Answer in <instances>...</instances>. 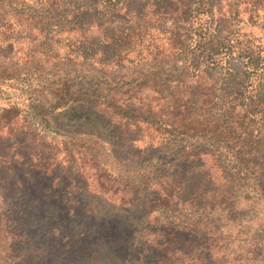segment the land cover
<instances>
[{"label": "rangeland", "instance_id": "obj_1", "mask_svg": "<svg viewBox=\"0 0 264 264\" xmlns=\"http://www.w3.org/2000/svg\"><path fill=\"white\" fill-rule=\"evenodd\" d=\"M25 1L42 3L55 11L47 14L51 16L47 20L57 25L60 21L67 31L51 33V39L39 47L46 40L39 30L30 28L31 23L24 17L4 20L9 25L5 34L13 44L0 56V71L10 75L1 79L0 86V264H139L132 252H121L109 262L99 259L100 249L105 247L102 241L96 242L89 262L83 258L81 246H70L72 250L62 255L68 250L62 246L76 241V226L67 223L66 218L64 223H28V215L21 216L19 212L18 233L24 230L29 234L21 241L13 238L8 231L10 224L3 220L7 209L13 213L33 211L39 217L42 210L53 207L73 209L80 215L87 211L92 222L113 214V220L125 225L126 233L134 230V235L147 243L156 238L161 227L158 223H176L194 231L198 235L195 241L205 236L204 245L208 243L210 247L208 263L264 264V154L255 152L259 155L255 164L237 162L227 146L232 143L228 139L220 156L201 155L203 167H194L188 175L205 181L201 182L206 183L202 190L180 199L171 197L166 214L147 212L148 200H143V194L134 195V186L162 180L165 162H177L169 153L182 145L211 149L219 143L190 138L166 144L139 121L127 125L129 146L113 148L99 139L58 131L49 117L44 124L38 114L31 112V102L53 101L49 91L55 89L57 74L68 75L72 90L97 89L102 96L108 87H113L112 82H127L129 90L119 87L108 95L131 99L136 106H144L147 96L171 93V89L162 87L150 90L149 82L168 85V80L182 85L196 81L181 66L179 50V43L187 35V25L182 22L190 16L193 0ZM239 2L215 0V5L222 13L229 9L242 11V6L236 5ZM93 39L99 49L96 64L80 56L82 48ZM193 39L187 36L184 41L192 55L196 54ZM230 67L243 68L239 61L231 62ZM86 70L89 77L84 76ZM206 77L200 80L210 82ZM151 155L152 159H148ZM49 185L51 190H46ZM16 190L26 195L25 204L21 205L14 196ZM185 197H190L188 203L183 202ZM191 200L194 206L189 205ZM120 207L128 212L118 211ZM93 210L98 214L91 213ZM136 223H142L137 230ZM203 239L196 245H203ZM187 260L185 264H193Z\"/></svg>", "mask_w": 264, "mask_h": 264}, {"label": "trees", "instance_id": "obj_2", "mask_svg": "<svg viewBox=\"0 0 264 264\" xmlns=\"http://www.w3.org/2000/svg\"><path fill=\"white\" fill-rule=\"evenodd\" d=\"M239 3L241 5H236L242 6V11L233 12L229 9L222 13L217 11L215 0H193L191 17H187L182 23L187 25L184 28L186 38L194 37L196 54L192 55L185 49L186 38L179 43V50L182 52L181 66L185 71H190L196 81L182 85L171 84L168 80V85L165 82H149L150 90H160L162 87V90L171 89V93L154 98L147 96L144 106H136L131 99L119 100L108 95L119 87L129 90L127 88L131 85L127 82H112L110 85L113 87H108L106 95L102 96L97 93V89L72 90L68 75L62 77L57 74L59 77L55 89L49 91L54 97L53 101H33L30 104L31 112L38 114L44 124H47L46 117H49L58 131L99 139L113 148L129 146L127 144L131 139H128L127 125L129 122L139 121L145 122V127L151 133L159 135L166 144L171 140L190 138L218 142V146H212L211 149L192 144L182 145L181 149L169 153L177 162H165L161 170L166 175L161 177L162 180L154 181L155 183L145 181L143 185L133 187L134 195L143 194V200H148L147 212L166 214L165 210L171 205V197L180 199L181 196H192L203 189L202 184H206L201 183L205 182L201 179L193 180L188 177L194 167H203L199 159L201 155L219 153L220 156V152L226 150L224 144L228 139L232 143L227 146L237 162L255 164L259 161V155L255 152L264 154V0H240ZM54 12L45 8L42 3L34 5L25 0H0V56L13 44V40L5 34V27L9 26L5 19L24 17L31 23V29L35 28L43 34L46 41L39 44L40 47L47 43L51 33L67 31L59 19L58 25L49 23L47 19L51 16L47 14L53 15ZM89 43L84 50L82 48L80 56L93 60L96 64L99 62V49L94 39ZM105 52L109 53V50ZM234 61L242 62L243 68L234 70L230 67ZM87 71L85 77L90 76ZM203 75L210 82L200 80ZM9 76L3 70L0 71V86L1 79ZM100 84L107 86L106 83ZM178 86L184 89L179 90ZM153 156L147 158L152 159ZM186 161L190 162L183 169ZM26 184L27 180L24 181V185ZM46 190H51V185ZM14 196L21 201V205L25 204L26 195H21L16 190ZM188 200L190 197H185L183 202L188 203ZM189 205L194 206L192 200ZM8 210L5 211L3 220L10 224L8 231L13 238L20 241L29 237V234L24 230L18 233V223L21 222L16 214L19 212L21 216L28 215V223H64L66 218L67 223L76 226L73 237L76 241L65 243L62 248L68 250L63 251L62 255L72 250L70 246H81L83 258L87 257L88 262L96 251L94 248L97 241H102V247L105 246L100 249L99 259L107 262L118 257L121 252L124 255L132 252L139 264H185L186 259L188 262L192 260L193 264H207L210 257V247L208 243L204 245L205 236L203 239L201 235L195 241L198 235L194 231L181 228L176 223H158L161 227L157 229L158 234L154 235L156 238L147 243L140 236L136 237L134 230L126 233L125 225L113 220V214L101 216L98 221L92 222L87 211L80 215L73 209L64 211L53 207L51 210H42V215L38 217L33 211L13 213ZM118 211L128 212L123 207ZM91 213L96 215L97 212L93 210ZM141 216H145V213ZM89 223L96 224L89 226ZM138 226H142V223H136V230ZM190 226L195 227L194 224ZM202 239L203 245H196Z\"/></svg>", "mask_w": 264, "mask_h": 264}]
</instances>
